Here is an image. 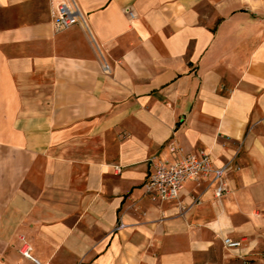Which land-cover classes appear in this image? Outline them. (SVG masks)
<instances>
[{"label": "crops", "instance_id": "0c3cea01", "mask_svg": "<svg viewBox=\"0 0 264 264\" xmlns=\"http://www.w3.org/2000/svg\"><path fill=\"white\" fill-rule=\"evenodd\" d=\"M59 1L0 0V264H264V0ZM177 145L222 197L146 193Z\"/></svg>", "mask_w": 264, "mask_h": 264}, {"label": "built area", "instance_id": "2783aa9c", "mask_svg": "<svg viewBox=\"0 0 264 264\" xmlns=\"http://www.w3.org/2000/svg\"><path fill=\"white\" fill-rule=\"evenodd\" d=\"M53 17L57 29L68 28L76 23H81L86 28H89L87 18L77 0H60ZM103 68L108 70L109 64L107 62L103 63ZM172 148L179 152V156L176 159L171 160L168 157L159 155L149 157L151 171L144 185L146 193L152 199H178L187 179H193L201 183L212 174L214 175V180L217 181V185L214 188L215 196L222 197L228 191L226 174L233 167L238 151L221 165H216L211 153L205 149L184 153L183 148L178 145ZM123 225L124 223L121 222L117 227ZM223 240L228 247L239 246L242 243L241 239L231 236H224ZM30 248V245L24 246L22 252L30 255Z\"/></svg>", "mask_w": 264, "mask_h": 264}]
</instances>
